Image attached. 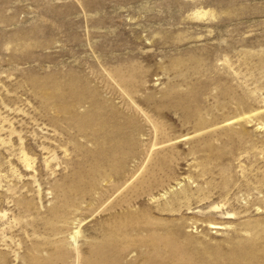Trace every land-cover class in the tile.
<instances>
[{
	"label": "rangeland",
	"instance_id": "1",
	"mask_svg": "<svg viewBox=\"0 0 264 264\" xmlns=\"http://www.w3.org/2000/svg\"><path fill=\"white\" fill-rule=\"evenodd\" d=\"M171 231L264 264V0H0V264Z\"/></svg>",
	"mask_w": 264,
	"mask_h": 264
},
{
	"label": "bare ground",
	"instance_id": "2",
	"mask_svg": "<svg viewBox=\"0 0 264 264\" xmlns=\"http://www.w3.org/2000/svg\"><path fill=\"white\" fill-rule=\"evenodd\" d=\"M167 234L170 235V238L166 239L164 236L165 239H160V241L156 242L158 243V246H154V244H147V249L149 251L147 252L148 259L146 263L183 264V262H185L186 260H191L194 257L187 246L181 247L178 243H176L175 240H173L174 235L172 231Z\"/></svg>",
	"mask_w": 264,
	"mask_h": 264
}]
</instances>
